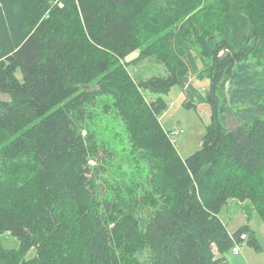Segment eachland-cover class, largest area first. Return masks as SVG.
Masks as SVG:
<instances>
[{
  "label": "trees",
  "instance_id": "16d2710c",
  "mask_svg": "<svg viewBox=\"0 0 264 264\" xmlns=\"http://www.w3.org/2000/svg\"><path fill=\"white\" fill-rule=\"evenodd\" d=\"M210 2L200 18L202 0H0V235L19 240L0 264H226L242 233L257 244L219 213L248 200L264 221V0ZM190 42L211 60L212 121L183 157L160 115ZM150 58L165 73L134 77ZM101 97L141 177L111 179L114 151L85 134Z\"/></svg>",
  "mask_w": 264,
  "mask_h": 264
},
{
  "label": "rangeland",
  "instance_id": "374dc122",
  "mask_svg": "<svg viewBox=\"0 0 264 264\" xmlns=\"http://www.w3.org/2000/svg\"><path fill=\"white\" fill-rule=\"evenodd\" d=\"M211 3L210 0H202L195 14L200 18L211 15L213 12ZM183 29L184 26L180 30L183 31ZM174 32L178 33L176 29H174ZM180 34L178 36L174 35L173 41L175 43L180 42ZM184 39L186 38L182 40ZM174 48L176 49V47ZM183 58L189 65V72L184 77L181 85H175L168 94H163L165 99L168 100V108L160 115V120L169 132L182 130L175 136L174 144L178 152L183 157H187L201 147L202 138L212 121L211 106L206 100L210 84L207 69L211 60L204 57L200 53V48L192 42L189 43ZM130 70L133 76L137 78H147L155 74L165 73L164 65L154 58L141 60L135 66H131ZM17 75L22 79L21 70L17 71ZM0 98L10 100L11 96L0 91ZM114 103L111 97H101L93 106H89L85 127L87 130H84V132L87 134L91 131L98 137L100 142L105 143L109 149L114 151L115 158L109 171L110 178L115 181H129L130 178L141 177L145 171L139 167V164H142L143 161L140 155L133 151L125 126ZM230 124H232V120ZM17 171H21L19 163L11 161L10 175H16ZM238 209L239 212L236 213L235 211ZM243 209L242 205L234 200L231 204L223 206L220 216L225 219L236 217L235 220H239L242 217V215L239 216V213L243 212ZM250 209L252 213H249V217L254 224L257 244L250 242L247 246H244L243 252L240 253V256H242L240 259L244 258L247 249H251L252 255L249 264H264V221L253 208ZM234 212L236 215H233ZM0 240L4 247L14 249L19 247V240L9 234L0 235ZM257 245L261 248H257ZM34 253V250H30L26 256L29 258ZM230 257L228 256V258ZM229 263L234 264L232 257L229 259Z\"/></svg>",
  "mask_w": 264,
  "mask_h": 264
},
{
  "label": "crops",
  "instance_id": "0c3cea01",
  "mask_svg": "<svg viewBox=\"0 0 264 264\" xmlns=\"http://www.w3.org/2000/svg\"><path fill=\"white\" fill-rule=\"evenodd\" d=\"M234 200H236V199H230L229 202L227 203V205H229L232 202H234ZM237 202L242 205V208H244L242 210L243 212L239 213V216L242 215V217L239 220H235L236 217L235 218L234 217L233 218L232 217L231 218H226L227 219L226 220L225 218H222V216H220V213H219V216L221 217V219L223 220V222L226 224L229 232H236V230H238L239 228H241L243 226H248L250 228V230H249L250 233H251V230L255 231L254 230L253 221L249 217L250 216L249 213H252V210L250 208H253V206L251 205V203H249L248 200L243 201V202L237 200ZM235 212L236 213L239 212V209L236 210ZM235 212L233 213V215H236ZM255 233H256V231H255ZM248 235H249V233H248ZM255 236H256V234H255ZM248 243H250L249 242V239L240 241V244H241V247H242L241 248V252H243V249L245 248L244 246H247ZM259 247L260 246L258 245L257 248H259ZM250 250L251 249H247L245 251L244 258H242V259H240V257H242V256H240V253L239 254H234L232 251H230L227 254V258H228V256L229 257L231 256L232 259H233V261H234V264H243V262H244V264H249V260H251V255H252V253H251ZM230 258L227 259L226 264H230L229 263V259Z\"/></svg>",
  "mask_w": 264,
  "mask_h": 264
},
{
  "label": "built area",
  "instance_id": "2783aa9c",
  "mask_svg": "<svg viewBox=\"0 0 264 264\" xmlns=\"http://www.w3.org/2000/svg\"><path fill=\"white\" fill-rule=\"evenodd\" d=\"M180 132H181L180 130L171 131V133L169 135H170V137H171V139H172L173 142L175 141V136L178 135ZM248 238H249V235H248L247 232L242 233L241 234V237L238 240H235L234 241L233 252L234 253H238L239 250L241 249L240 241L247 240Z\"/></svg>",
  "mask_w": 264,
  "mask_h": 264
},
{
  "label": "bare ground",
  "instance_id": "6f19581e",
  "mask_svg": "<svg viewBox=\"0 0 264 264\" xmlns=\"http://www.w3.org/2000/svg\"><path fill=\"white\" fill-rule=\"evenodd\" d=\"M181 132H182V130H180ZM171 133V131L169 132V134ZM170 136V135H169ZM172 140V139H171ZM173 142V141H172ZM175 142V141H174ZM242 248V247H241ZM232 252H233V247H232ZM234 253V252H233ZM239 253H241V249L239 250V252L238 253H234V254H239Z\"/></svg>",
  "mask_w": 264,
  "mask_h": 264
}]
</instances>
